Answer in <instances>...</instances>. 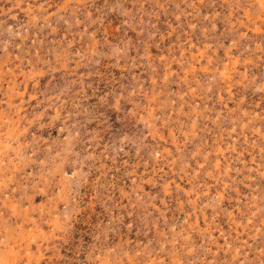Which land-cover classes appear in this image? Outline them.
<instances>
[{
	"label": "rangeland",
	"instance_id": "rangeland-1",
	"mask_svg": "<svg viewBox=\"0 0 264 264\" xmlns=\"http://www.w3.org/2000/svg\"><path fill=\"white\" fill-rule=\"evenodd\" d=\"M0 264H264V0H0Z\"/></svg>",
	"mask_w": 264,
	"mask_h": 264
},
{
	"label": "bare ground",
	"instance_id": "bare-ground-1",
	"mask_svg": "<svg viewBox=\"0 0 264 264\" xmlns=\"http://www.w3.org/2000/svg\"><path fill=\"white\" fill-rule=\"evenodd\" d=\"M7 118V117H6Z\"/></svg>",
	"mask_w": 264,
	"mask_h": 264
}]
</instances>
